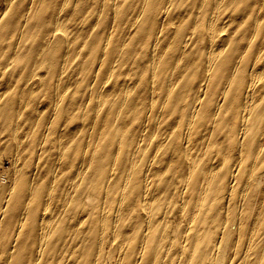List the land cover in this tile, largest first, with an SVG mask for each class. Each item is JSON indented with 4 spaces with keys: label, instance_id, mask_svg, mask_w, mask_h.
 <instances>
[{
    "label": "clouds",
    "instance_id": "9594fccd",
    "mask_svg": "<svg viewBox=\"0 0 264 264\" xmlns=\"http://www.w3.org/2000/svg\"><path fill=\"white\" fill-rule=\"evenodd\" d=\"M0 264H264V0H0Z\"/></svg>",
    "mask_w": 264,
    "mask_h": 264
}]
</instances>
